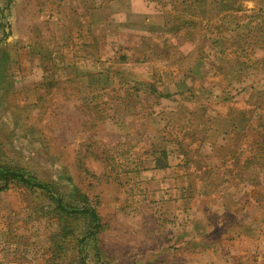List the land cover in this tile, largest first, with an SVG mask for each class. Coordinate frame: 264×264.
<instances>
[{"label":"rangeland","instance_id":"1","mask_svg":"<svg viewBox=\"0 0 264 264\" xmlns=\"http://www.w3.org/2000/svg\"><path fill=\"white\" fill-rule=\"evenodd\" d=\"M86 3L87 0H0V164L24 168L41 182L53 184L67 203L96 211L102 228L96 240L90 239L85 245L88 264H264V222H256L264 218V213L253 219L250 236L239 225L234 210L219 206L217 197L211 199L217 192V183L228 181L227 190L235 191V182L252 178L253 194L264 202V162L260 169L253 170L210 169L196 157L201 141L193 139L197 126L186 124V114L177 113L175 104L185 100L177 97L174 104L173 99L148 98L144 94L150 93L148 85L130 86L116 75L122 71L134 82L153 74V82L161 92L163 72L172 78L173 68L193 69L194 62L185 64L182 60L197 57L202 35L211 33L222 21L217 18L214 2L203 7L211 22L204 20V24L196 18L197 25L181 26L180 33L173 30L163 43L168 62L151 61L148 66H123L119 58L127 49L121 44L108 48L90 45L94 35L89 29ZM188 17L179 16L175 27L178 19L180 23L193 20ZM228 22L234 24L233 18ZM208 23L212 24L210 30ZM259 36L256 31H242L237 36L243 39L241 44L231 40L222 52L231 63L222 64L224 56L216 53L214 61L211 58V63L206 61L199 69L213 75L216 68L223 72L225 65L226 74L235 71L247 78L258 71L264 75V62L255 67L252 63L255 45L261 44ZM100 50L104 60L91 59ZM57 52L62 56H56L59 62H55L54 69L58 64L57 69L74 67L85 73L109 67L112 79L104 83L105 91L97 92L96 83L91 91L78 80L74 85L64 84L66 74L59 76L53 71V82L58 80L64 85L52 88L54 83L49 80L44 91L37 94L40 76H35L31 55H46L53 60ZM222 78L229 89L226 95L233 100L220 106L215 105L216 101L202 100L218 107L217 112L229 121L241 109L253 106L257 96L241 97L228 80L231 77ZM172 80L176 82L174 77ZM95 105L101 109L100 114L92 109ZM211 110L216 111L214 107ZM205 117L200 109L190 119L196 125ZM99 122V127L87 129ZM224 130L231 132L229 123L224 124ZM201 133L209 140L220 130ZM188 134L190 139L186 138ZM230 135L233 141L227 149L233 152L241 143L238 134L232 131ZM210 144L203 154L209 153ZM159 146L173 153L174 167L180 161V165L190 168L178 172L200 171L196 175V194L184 193L183 204L174 203L181 199L179 192L174 201L165 203L152 191L164 178L151 176L145 168L150 152ZM181 150L186 151L188 159L176 157ZM218 151L219 148L214 152ZM190 156L198 161L200 169L191 168L194 161ZM4 186L0 180V264H78L74 238L86 237L92 228L81 224L66 237L48 194L13 186L3 189ZM203 222L207 225L204 229Z\"/></svg>","mask_w":264,"mask_h":264},{"label":"crops","instance_id":"2","mask_svg":"<svg viewBox=\"0 0 264 264\" xmlns=\"http://www.w3.org/2000/svg\"><path fill=\"white\" fill-rule=\"evenodd\" d=\"M222 1L223 0H207V7L210 2H214V6L217 9V18H222V21L219 22L218 26L213 28V31L216 32L212 31L205 36L202 35L200 39L201 47L198 50L199 52L197 53V57L193 55L185 60H182L185 64L194 62L193 69H183V67L180 66L178 71L176 68H173L171 70L173 71L172 74L174 75L172 78L174 77L177 83L174 82L172 78H170V74L166 75L163 72V75H161L163 84L161 92L168 96V98L164 100L173 99V103L176 102L177 97H182L185 100L181 103H174L177 106V113L179 115L186 114L188 117L186 124H191L192 127L197 126V128H195L196 135L193 139L201 138V141L198 142L200 144L198 149L200 150H197L196 157L202 161H205V164L210 169H229V167L234 169L248 170L260 169L259 166L261 163L259 164L258 162L259 160L261 161L264 159V154L259 151L254 153L255 150H253V148L255 146L254 142L257 132L259 131L260 127L264 125L263 73L253 71V76L251 75L247 78H243L241 73H235V71L233 73L226 74L224 72V68L227 66L225 65L222 66L223 72H220L218 68H216L217 72L213 75H211L210 72L199 69V66H203L206 61L211 63V58H213L214 61L216 53L223 55V51L226 50L225 46L229 44L231 40H239V44H241V40L243 39H238V37H240L242 31H255L253 30V18L257 14L258 10L256 9L253 0H239L242 2L241 7H231L229 9H225L220 6ZM188 2L192 3L191 0H188ZM182 3L183 0H87L85 9L89 14V29L94 35V37L90 38L89 43L90 45L95 44L96 46H104L105 48H108L111 45H123L124 49L127 50L124 52V54L122 53V56L125 55L131 59L126 62H121L124 64L123 66H132L134 64L148 66L151 61L168 62V50L165 49L163 43H165V39H167L168 35L173 30H177L175 27V21L179 16H189L190 18L195 19L192 16V13L190 15L189 12L183 13L177 9V7L182 5ZM205 6L206 3L199 5L198 7H193L195 8L193 12H195L197 16L202 17V19L199 17L198 19L204 24V20L211 22L210 15L208 17L206 9L203 8ZM248 6H252V8L250 9ZM230 18H233L234 24L228 22L230 21ZM208 24L207 29L210 30V26L212 24ZM261 26L262 31L264 32V23H262ZM58 40L56 43L61 45L58 43ZM258 41L261 44L255 45L256 49L253 51V57L255 59H252L253 67H255V65L258 63L263 64L264 62V33L260 34ZM103 53V50H100L96 58L91 59L96 61L104 60L102 58ZM135 53L136 55H141V59L135 58ZM31 56L35 76L36 74L37 76H40L39 81L37 82L39 83V87L41 89L38 90L37 94L44 91L45 85L43 82L45 78L51 77V73L53 71H57L59 76L61 74H66L67 80L72 77L75 80L80 81V84L83 83L87 86H89L88 75L97 74L100 78L102 86L104 83L106 85V83L112 79V73L109 67L106 71H85V73L81 71L78 72L76 71L78 68L72 67V69H66L72 71V74L69 75H67L65 69H57V66L60 67L58 64L54 69L55 62H59L58 59H55L56 56L59 58L62 56L60 52H57L52 56L53 60L44 58L41 54H32ZM121 57L119 58V61H121ZM224 58L225 59L221 61L222 64L230 62L229 58L226 56H224ZM111 66L113 67L114 65ZM212 67L215 68V66H211L210 68ZM165 72L170 73L169 70H166ZM116 75L120 77L119 80L124 81L130 86L139 85L143 87L146 85L149 86V83H154L153 74H149L147 78L145 77L142 80H139V78L135 79L134 82L128 80L126 78V74L122 71L118 72ZM224 76L231 77L228 80L233 86L237 88L236 91L241 93V97L244 95L251 96L252 94H256L257 96V100L253 106H250L247 109H241L238 111V115L234 118H231L229 121H226L223 116L217 112L218 110L216 109H218V107L215 108V105H226L228 104L227 101L233 100L229 99V96L226 95V92L229 89L226 83L223 81L225 78L222 77ZM40 82L42 83L40 84ZM57 82L61 81L57 80ZM203 98H206L212 102L216 101V104L211 106V103L206 100L205 101L207 103L204 102L202 100ZM246 104L250 105L248 101H246ZM211 107H214L216 111H212ZM200 109L203 110L204 117L206 116L204 118V122H197L196 125H193L192 119L194 118V112L196 110L199 111ZM209 114H213V116L210 115V117ZM190 117L192 119H190ZM180 123L183 124L182 122ZM225 123H229L230 131L238 134L240 138L241 144H238L240 147H237V149L233 152L227 149L229 143L233 140L231 139V132L224 130ZM212 129L213 131L220 130V133H217L216 137H210L208 140V135H203L205 133L202 134L201 130H206V132L210 130L211 132ZM221 131L223 133H221ZM188 136L190 135L188 134L186 138L190 139ZM210 142L211 144L209 145V153L207 152L203 154L202 151ZM251 144H253V147H251ZM163 148L167 150L169 155V168L166 170H161L155 167V158H153L152 152L156 148L150 152L151 159L147 163L149 165L145 168V171L147 170V173L151 176L155 178H164L163 180L159 179V181H155L158 182L155 186H153L152 191L160 195V198L162 196L161 199L162 201L164 200L165 203H171L172 200L174 201V199L177 198L178 192L179 198H181L184 193H191L194 196L197 192L196 181H198V178L196 175L197 173H200V171L196 172L193 170L190 172H178V169L190 168H186L183 163V165H180V161L179 164L174 167L172 163L174 158L173 153L170 152L167 147ZM217 148H219V151L214 152ZM178 153L176 157L179 160H186L183 150L178 151ZM157 156L155 155V157ZM253 157L258 159V162L255 164L252 162ZM247 159L249 160L248 163H246ZM191 160L194 161L190 164L191 168L200 169L198 161H195L194 157ZM229 184L230 183L228 181L217 183V192L212 195L211 199L217 197L219 206L223 207V209L234 210L238 215L237 218L239 220V225L244 229V231H246V234L251 236L253 234V219H258L263 216L262 213H264V211H261V207L264 206V202L257 196H254L252 178L247 180L242 179L237 183L235 182V186L237 187L235 191L230 189L227 190V187L225 186ZM183 199L184 197L181 199L177 198L174 203L177 205L183 204L185 202ZM193 201H195V199ZM262 220H264V218H261L260 221L256 222H264ZM205 224L206 222H203L201 228H206L207 225Z\"/></svg>","mask_w":264,"mask_h":264},{"label":"trees","instance_id":"3","mask_svg":"<svg viewBox=\"0 0 264 264\" xmlns=\"http://www.w3.org/2000/svg\"><path fill=\"white\" fill-rule=\"evenodd\" d=\"M11 1H14V0H11ZM191 2L192 3L188 2V0H183L182 5L177 7V9H179L183 13L189 12L190 15L192 13V16L195 18L189 21H182L181 23L179 21L180 19H178L177 23L179 25L176 27L177 29L176 32L178 33H180L181 30L188 25H197L196 18L198 19L199 16L194 15L195 12L193 11L195 10V8L193 7H196V6L198 7L199 5L205 4L207 3V0H191ZM253 3H255L256 9L258 10L257 15H255L253 18V30H255L256 32H260V34H262L264 33L261 28L262 27L261 24L264 23V2H258L256 0H253ZM220 6L225 9H229L231 7H241L242 2H240L239 0H223L220 3ZM181 26L183 28L180 29ZM83 47L86 48L87 46L83 45ZM45 56L43 57L46 58ZM129 60L131 59H129L125 55L121 57L122 62H126ZM88 78H89L88 87L90 91L92 88L94 89V83L97 84V92L102 93L105 91L104 85L103 86L101 85V81L98 75H93V74L88 75ZM94 78H96V81L92 80ZM49 80L53 82V79L51 77L45 78L44 80L45 87L48 85V82L50 83ZM76 82L77 80L68 79L67 81L63 83L74 85ZM53 83L54 84L52 85L54 86L52 88H54L55 86L59 87V86L64 85L61 82H53ZM149 89H150V93L148 94L146 92L144 93L147 95L148 98L153 97V96H155L156 100L158 99L162 100V99L168 98L167 95H164L162 92L158 91V88L155 85V83H149ZM93 108L94 110H96L97 114H100L101 109H99L98 105L93 106L92 109ZM99 125H100V122L98 124L93 123L91 126L87 127V129L93 130L99 127ZM254 145H255L253 148V150H255L254 153L259 151L264 154V125L261 126L259 131L257 132ZM152 153H153V158H155L154 163L157 169L166 170L169 168V155H168L167 150L161 147L159 149L158 147ZM154 154L158 156L155 157ZM183 154L185 155V158L188 159V155L186 154V151H183ZM248 162L249 160L247 159L246 163ZM252 162L253 164H255L258 162V159L253 157ZM261 162H264V159L261 161L259 160L258 163L260 164ZM0 180L5 183V186L3 189H8L13 186V187H18L20 189L24 188L25 190H29L30 192H41L42 194H46V195L48 194L50 199L55 204L56 212L58 214L59 221L61 222L62 231L65 232L66 237L74 234L75 230H78L79 228H81V224L84 226V228L91 227L92 229L88 231L86 237L80 240L74 238L75 244L78 245V246L75 245V248H77L78 264H88L85 259V255H84L85 250H86L85 245L88 243V240L90 239H93V242H94L96 240L95 237L97 236L99 230H101L102 228V225L100 223V218L94 209L78 208V207L71 205L70 203H67L62 197V195L57 193L53 184L41 182L39 179H37L34 175H32L28 170L24 168H20V167L10 168L6 166H2L0 164ZM74 226L76 227V229H74Z\"/></svg>","mask_w":264,"mask_h":264}]
</instances>
